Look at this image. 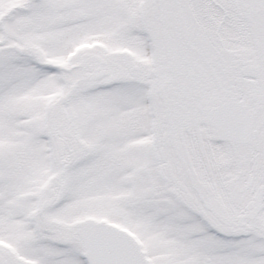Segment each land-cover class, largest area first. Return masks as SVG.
Instances as JSON below:
<instances>
[{"label": "snow or ice", "instance_id": "6c2138e0", "mask_svg": "<svg viewBox=\"0 0 264 264\" xmlns=\"http://www.w3.org/2000/svg\"><path fill=\"white\" fill-rule=\"evenodd\" d=\"M0 264H264V0H0Z\"/></svg>", "mask_w": 264, "mask_h": 264}]
</instances>
